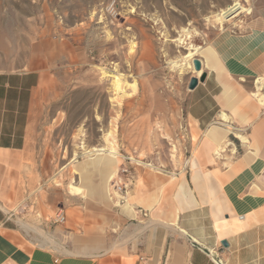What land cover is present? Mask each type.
Masks as SVG:
<instances>
[{
    "label": "rangeland",
    "instance_id": "1",
    "mask_svg": "<svg viewBox=\"0 0 264 264\" xmlns=\"http://www.w3.org/2000/svg\"><path fill=\"white\" fill-rule=\"evenodd\" d=\"M256 6L255 0H0V71L36 70L44 79L18 176L17 217L30 227L24 229L44 236L34 221L38 217L51 232L78 224L94 233L83 218L89 205L102 216L118 207L106 190L110 207L90 198L87 188L104 176L86 153L109 147L107 134L115 140L118 166L130 169L127 196L143 170L184 174L196 160L227 170L242 155L241 143L248 148L250 138L256 144L247 136L252 123L264 124V107L250 93L258 83L264 96V75L236 69L229 78L235 104L222 108L229 119L218 121L225 127L221 133L230 134L210 140L187 117V86L196 72L183 59L191 47L199 49L194 59L210 56L209 47L224 32L246 33ZM115 76L120 78L116 91ZM78 163L79 171L88 170L84 165L98 171L87 172L83 183L76 175ZM259 182L264 186V171ZM73 185L82 194L71 195ZM60 212L66 215L63 225L53 223ZM138 214L147 219V213ZM48 243L60 245L51 237Z\"/></svg>",
    "mask_w": 264,
    "mask_h": 264
},
{
    "label": "crops",
    "instance_id": "2",
    "mask_svg": "<svg viewBox=\"0 0 264 264\" xmlns=\"http://www.w3.org/2000/svg\"><path fill=\"white\" fill-rule=\"evenodd\" d=\"M255 1L256 11L246 33L220 34L209 47L210 56L205 54L200 60L204 61L205 79L188 90L186 104L187 117L200 132L218 129L221 133L225 129L218 121L224 122L220 119L226 103L224 91L232 89L229 78L235 76L236 69L256 78L264 75V0ZM43 80L36 70L0 71V264H217V260L264 264L261 122L252 123L247 136L256 138V144L248 138L247 148L238 140L243 153L233 166L223 163L227 170L210 169L199 160L184 174L143 170L129 201L111 207L110 215L102 216L89 205L83 218L94 233H85L78 224L73 229L79 233L64 227L51 232L38 217L34 221L45 235L27 232L17 217L18 176ZM98 160L90 161L100 170ZM79 165L75 166L76 175L87 182L88 173L96 168L84 165L88 170L79 171ZM100 172L104 178L99 175L100 183L87 187L89 196L110 207L104 193L108 174ZM72 187L79 192L71 195L82 194L80 187ZM138 212L147 213V219L141 221ZM50 237L60 243L57 249L49 245Z\"/></svg>",
    "mask_w": 264,
    "mask_h": 264
},
{
    "label": "bare ground",
    "instance_id": "3",
    "mask_svg": "<svg viewBox=\"0 0 264 264\" xmlns=\"http://www.w3.org/2000/svg\"><path fill=\"white\" fill-rule=\"evenodd\" d=\"M218 20L219 19L216 18V21H218ZM182 33H185L186 34L185 36H187V37L190 36V31L188 29H186V28H183L182 29ZM181 37L179 39H177L176 41L181 42ZM198 53H199V49L198 48L191 47L189 49L188 54L185 55L183 57V59L186 60V61H188V62L193 63L194 57ZM201 73H202V68H201V71L196 72V77L200 76ZM114 78H115V80L113 81V84H114V88H115V91H116L119 88L120 78L119 77H116V76ZM262 82H263V80H261L260 84H262ZM259 91H260V86H258V83H257L256 84V90H255V92L250 93V97L252 99H254L260 107H264V96L261 93H259ZM224 99L226 101V103L224 104V107L232 108L234 106V104H235V95L233 94L232 89H230L229 87L226 88L225 91H224ZM220 119L222 121H227L229 119V115H228V113L225 110H222L221 111V113H220ZM242 121L245 122L244 119H242ZM226 132L227 131H225V132H223V134H221V133L217 132L216 130H214V129L212 130L211 129V130H207L206 131V136L210 140H211V138H213L215 140L216 139H221L222 140L224 138V135H226ZM105 144H107L109 147L103 146V147H100V148H92L90 151H87L86 154H89L90 155L89 157H90V160L91 161H93V159H95V158H98L99 160L97 161V164H98V166H100V170L102 169V172L104 174L105 173L108 174L106 176L107 179H106V182H105V186H106V189H107L106 190L107 199L110 201V198H108V196L110 195L109 193H110V189H111V184L110 183L112 182V180L114 179V177L116 176L117 171H118L117 167H118V157H119V154L116 152L115 140L113 139V137H112L111 134H107L106 135V137H105ZM108 148H110V149H108ZM215 153L218 154V151L215 150ZM70 191L72 193H77V192H79V189H74L72 186H70ZM125 199H126V202L129 201L130 195H128V196L126 195ZM119 204L120 203H115V205H119ZM21 225H22V227L27 228V230H28V228H30L28 225H26L24 223L21 224ZM215 226H217V225H215ZM168 227L170 228V226H168ZM149 228H150V226H149Z\"/></svg>",
    "mask_w": 264,
    "mask_h": 264
},
{
    "label": "built area",
    "instance_id": "4",
    "mask_svg": "<svg viewBox=\"0 0 264 264\" xmlns=\"http://www.w3.org/2000/svg\"><path fill=\"white\" fill-rule=\"evenodd\" d=\"M232 11H228L225 14V17L229 18ZM131 185V176H130V169L126 165L119 166L116 176L111 182V189H110V200L115 203L123 204L125 202V197L127 195V190ZM117 208V207H116ZM142 216H146L145 212H141ZM66 222V216L64 213H56L53 223L58 225H63ZM217 264H223L221 260H217Z\"/></svg>",
    "mask_w": 264,
    "mask_h": 264
},
{
    "label": "water",
    "instance_id": "5",
    "mask_svg": "<svg viewBox=\"0 0 264 264\" xmlns=\"http://www.w3.org/2000/svg\"><path fill=\"white\" fill-rule=\"evenodd\" d=\"M193 68H194V71L195 72H199L201 71V68H202V64H201V61L199 59H194L193 61ZM205 79V77L203 76V74L201 73L200 76L198 77H193L189 80V83H188V86H187V89L189 91H192L193 89H195V87L197 86L198 83H201L203 82ZM221 245L225 246L226 247V242H222Z\"/></svg>",
    "mask_w": 264,
    "mask_h": 264
}]
</instances>
